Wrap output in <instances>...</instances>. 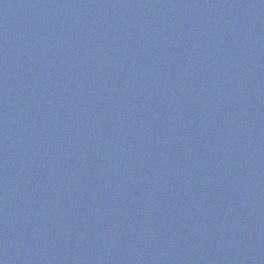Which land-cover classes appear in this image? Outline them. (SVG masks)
I'll list each match as a JSON object with an SVG mask.
<instances>
[{
	"label": "water",
	"instance_id": "95a60500",
	"mask_svg": "<svg viewBox=\"0 0 264 264\" xmlns=\"http://www.w3.org/2000/svg\"><path fill=\"white\" fill-rule=\"evenodd\" d=\"M0 264H264V0H0Z\"/></svg>",
	"mask_w": 264,
	"mask_h": 264
}]
</instances>
